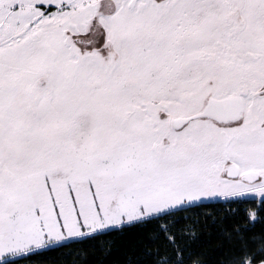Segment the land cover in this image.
Returning a JSON list of instances; mask_svg holds the SVG:
<instances>
[{
	"label": "snow or ice",
	"instance_id": "6c2138e0",
	"mask_svg": "<svg viewBox=\"0 0 264 264\" xmlns=\"http://www.w3.org/2000/svg\"><path fill=\"white\" fill-rule=\"evenodd\" d=\"M0 264H264V0H0Z\"/></svg>",
	"mask_w": 264,
	"mask_h": 264
}]
</instances>
